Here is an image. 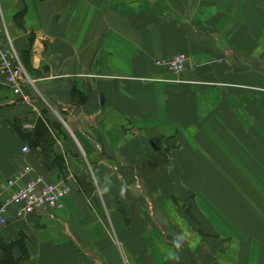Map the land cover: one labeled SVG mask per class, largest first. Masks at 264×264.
I'll use <instances>...</instances> for the list:
<instances>
[{
	"label": "crops",
	"instance_id": "1",
	"mask_svg": "<svg viewBox=\"0 0 264 264\" xmlns=\"http://www.w3.org/2000/svg\"><path fill=\"white\" fill-rule=\"evenodd\" d=\"M3 26L32 83L0 78V181L70 189L9 208L18 264H264V0H0Z\"/></svg>",
	"mask_w": 264,
	"mask_h": 264
},
{
	"label": "built area",
	"instance_id": "2",
	"mask_svg": "<svg viewBox=\"0 0 264 264\" xmlns=\"http://www.w3.org/2000/svg\"><path fill=\"white\" fill-rule=\"evenodd\" d=\"M155 64L165 66L174 74H181L188 67L187 58L182 54L156 61ZM0 78L15 96H22L28 101L21 85L32 82L4 26L0 27ZM23 128L32 129L33 124H25ZM22 151L28 152V148L24 147ZM30 172L29 167H23L13 177L0 181V226L6 224V215L11 207L16 208L17 218H23L39 211L61 207L62 200L70 193L68 186L63 183H49L41 176L27 177Z\"/></svg>",
	"mask_w": 264,
	"mask_h": 264
},
{
	"label": "rangeland",
	"instance_id": "3",
	"mask_svg": "<svg viewBox=\"0 0 264 264\" xmlns=\"http://www.w3.org/2000/svg\"><path fill=\"white\" fill-rule=\"evenodd\" d=\"M153 175H155V174H153ZM169 174H167V173H165V172H160L159 174H157V176L159 177V187H160V189H158L157 190V195H158V199H159V205H161V207H163L164 206V200H165V198H166V194L168 193V194H171L172 192H174L173 190H172V188L171 187H169L168 186V190H167V187H166V182H167V180H168V177L170 176H168ZM172 177H174V178H177V176H176V174H174V176H172ZM138 190H140V189H138ZM142 191V189L140 190V192ZM154 192V191H153ZM144 192L142 191V196H143V201L145 202L144 203V205L148 208V209H150V210H152L150 207H151V204L149 203V201L148 200H146V197L144 196ZM154 194H156V193H153V194H151L150 192H147L146 193V195L147 196H151V195H153L154 196ZM160 206H159V208H161ZM162 213L163 212H165V210H160ZM142 223H143V227H144V225H145V221L143 222L142 221ZM160 240H164V244H166V241H165V239H166V237L164 236L163 238L160 236V238H159ZM148 240H150V237L148 238ZM152 240V239H151Z\"/></svg>",
	"mask_w": 264,
	"mask_h": 264
},
{
	"label": "trees",
	"instance_id": "4",
	"mask_svg": "<svg viewBox=\"0 0 264 264\" xmlns=\"http://www.w3.org/2000/svg\"><path fill=\"white\" fill-rule=\"evenodd\" d=\"M13 245L0 246V264H18V260L12 255Z\"/></svg>",
	"mask_w": 264,
	"mask_h": 264
}]
</instances>
